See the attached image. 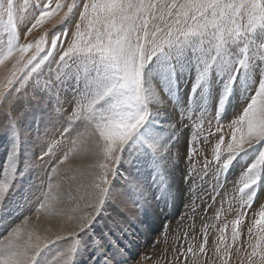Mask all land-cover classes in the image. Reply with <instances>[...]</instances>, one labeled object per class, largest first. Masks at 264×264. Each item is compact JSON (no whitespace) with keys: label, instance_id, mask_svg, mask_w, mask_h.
Listing matches in <instances>:
<instances>
[{"label":"snow or ice","instance_id":"snow-or-ice-1","mask_svg":"<svg viewBox=\"0 0 264 264\" xmlns=\"http://www.w3.org/2000/svg\"><path fill=\"white\" fill-rule=\"evenodd\" d=\"M259 30L264 0H0V133L11 140L0 224L23 213L0 232V264H78L86 247L101 264H127V247L115 241V232L97 233L93 226L117 197L118 207L130 203L147 215L155 197L130 169L149 154L154 179L164 188L168 169L178 157L185 162V215L202 216L218 202L219 215L229 203L235 218L230 243L229 225L220 229L213 250L219 264H230L233 256L239 264H264V198L257 200L264 187ZM182 79L191 80L183 103L177 99ZM217 80L223 91L209 114L197 103L198 94ZM234 84L245 89L246 101L229 121L224 109ZM29 102L43 110V134L38 128L35 160L28 158L18 170L28 137L21 119ZM181 134L183 155L175 145ZM245 154L254 162L230 181L229 170L242 167L238 157ZM29 168L40 169L39 184L10 188L8 177L20 181ZM256 208L259 219L247 226L245 247L241 225ZM117 228L126 231L118 223ZM81 234L91 237L88 244ZM180 239L187 241V233ZM59 241L66 243L45 258ZM207 243L205 234L198 247L158 249L145 261L185 264L191 254L190 264H204Z\"/></svg>","mask_w":264,"mask_h":264},{"label":"rangeland","instance_id":"rangeland-1","mask_svg":"<svg viewBox=\"0 0 264 264\" xmlns=\"http://www.w3.org/2000/svg\"><path fill=\"white\" fill-rule=\"evenodd\" d=\"M19 2L22 3V0H19ZM36 31L38 30H33V34H35ZM28 39H31V37H28ZM3 72L4 69L0 68V75H3ZM190 90L191 80L182 79L181 94L177 97V99L183 103ZM222 91L223 85L219 82V80L215 83L210 82L209 85L200 94H198L200 98L197 103L202 109H205L209 114H212L219 103ZM245 101V89L237 88L234 84L232 88V95L229 97L228 104L224 109L225 118L229 121L237 118V114L240 113ZM28 107L30 108V111H26L24 117L21 119L22 126L28 132V137L24 140L19 152L20 159L17 165L18 170L20 168L23 169L28 158H31L33 161L35 160L40 151L38 141L36 140L37 129L39 128L40 134H43V124L41 123L43 119V110L35 108L33 102H29ZM187 132L188 129H184V134ZM184 134H181L179 139L175 141L177 150L181 152V155H183ZM10 145L11 140L9 136L0 133V185H3L5 181V169L7 168L6 160ZM238 161L239 165L242 167H238L234 164L233 168L235 171L233 172L230 169L228 174V176L232 175V180L237 181L243 174H245L246 168L254 162V157L252 155L245 154L238 157ZM153 166L154 161L151 154H149L142 157L141 161L135 167L130 169L133 174L140 176L150 186L152 195L155 197L147 215H144L142 209H138L130 203L127 204L126 207H118L120 204V198L117 197L108 212L100 218V223L93 226L95 231L99 233L103 229L110 231V234L115 232V236L113 237L115 241L121 246L127 247V264H137L138 261L143 262V264H147L145 261V255L154 253L158 249H163L164 251H174L175 249H180L181 245H183V249L181 250H184L187 248L188 243H191L194 247H198V242H202L203 236L206 234L208 238V243L205 245L207 255L201 257V259H203L204 264H214V262L215 264H219V258L214 256L213 250L218 242L220 229L223 228L225 224L229 225L228 232H226L225 235L229 236V243L231 242V221L235 217L233 212L228 211L230 207L226 209L223 204V210L220 211L219 215H217V209L220 208V204L217 203L213 209L206 210L202 216H196L193 218L190 213L185 215L186 205L188 202V183L186 182L184 175L185 162L182 157H178L175 165L168 169L166 188H164L159 181L154 179ZM41 175L42 173L39 168H29L25 170V176L22 177L20 181L15 177L9 176L8 179L10 181V188L18 184L17 191H19L29 184H39V178ZM117 182L122 184L123 180L117 177ZM263 183L264 179L262 178L261 184L263 185ZM168 192L171 193L170 197L167 195ZM260 198H264L263 187L258 192L257 200ZM25 211H27V209H25ZM22 215L23 213L20 215L9 216L6 224H0V232H3L4 228H6L9 224L19 220ZM201 217H207V226L204 224L205 228L198 230L200 228V226L198 228V222H201ZM42 219L43 218H41V220ZM192 219L193 221L196 219L194 222V229L196 231L198 230L197 233L193 232L195 234V239H193V235H190L188 229V224L192 221ZM253 219H259V208H256L254 212L250 210L241 225L243 234L240 237V241L244 242L245 247L247 242V226L250 225ZM185 220L187 224L185 223ZM117 223L126 229V231L120 232L117 228ZM182 223H184L183 228L177 229V224ZM210 230L211 232H209ZM183 231L184 233H187V241L183 239L177 240V233L183 234ZM82 236L88 235L82 234ZM88 238L90 241L91 237L88 236ZM154 240L159 243L154 245ZM59 242L60 243H58L56 247L60 246V248H62L66 243V241ZM61 242H63V244ZM86 248L85 250L87 254L84 257L86 259L80 260L79 264H101V258L97 256V254L91 250L90 247ZM235 251L236 249L233 248V252ZM82 252L80 255L83 254ZM194 258L195 257H192L191 254H189V260L185 261V264H190V261ZM168 259L172 260L173 257L169 255ZM180 259L183 260L184 258L180 257ZM230 264H239V259L233 256Z\"/></svg>","mask_w":264,"mask_h":264},{"label":"built area","instance_id":"built-area-1","mask_svg":"<svg viewBox=\"0 0 264 264\" xmlns=\"http://www.w3.org/2000/svg\"><path fill=\"white\" fill-rule=\"evenodd\" d=\"M228 178H229V180L231 181L232 180V176H228ZM219 203V202H218ZM224 206L226 207V209H228L229 207H230V205H229V203L227 202V201H225L224 203ZM187 206V205H186ZM226 209H225V211H226ZM195 220L196 219H194V221H193V219H192V221L188 224V229H189V232H190V235H194V233H197V231L198 230H202V229H204L205 228V226H204V224L207 226V217H201V219H200V221L201 222H198V228H199V226H200V228L196 231L194 228L193 229H190L189 228V225H191V224H193L194 225V222H195ZM196 222V223H197ZM185 223H186V220H185ZM182 224H184V223H182ZM187 224V223H186ZM187 227V226H186ZM196 228V227H195ZM197 229V228H196ZM192 230V231H191ZM181 231V230H180ZM194 232V233H193ZM204 232V231H203ZM202 232V233H203ZM209 232H211V230L209 231ZM183 233H184V231H183ZM178 235H182V234H178L177 233V236Z\"/></svg>","mask_w":264,"mask_h":264},{"label":"bare ground","instance_id":"bare-ground-1","mask_svg":"<svg viewBox=\"0 0 264 264\" xmlns=\"http://www.w3.org/2000/svg\"><path fill=\"white\" fill-rule=\"evenodd\" d=\"M19 168V167H18ZM264 179V178H263ZM263 185H264V183H263ZM263 189H264V187H263ZM157 216V215H156ZM82 235V234H81ZM83 238H84V241H85V244H87V243H89V238H88V236H82ZM58 243H60V242H57L56 244H54L51 248H50V250L48 251H46L45 252V255L43 254V256L45 257V258H50L52 255H54L55 254V251L57 250V249H59L60 248V246H58V247H56V245L58 244ZM62 244H63V242H61ZM86 249H88V248H86ZM83 254H79V261H78V264L80 263V260H85L86 258H84L85 257V255L87 254L86 253V250L84 249L83 250V252H82Z\"/></svg>","mask_w":264,"mask_h":264}]
</instances>
